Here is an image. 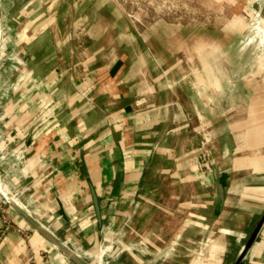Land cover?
<instances>
[{
	"label": "crops",
	"instance_id": "obj_1",
	"mask_svg": "<svg viewBox=\"0 0 264 264\" xmlns=\"http://www.w3.org/2000/svg\"><path fill=\"white\" fill-rule=\"evenodd\" d=\"M52 5L0 0L14 49L0 82V149L22 155L13 185L26 205L7 199L90 264H234L264 212V79H251L264 78V64H244L241 48L208 50L207 35L192 38L187 75L207 77L217 57L233 69L232 82L197 86L164 36H138L114 12L79 16L68 33L65 9ZM0 39L1 55V17ZM213 155L228 175L218 216ZM12 216L28 235L8 231L0 264H75ZM242 264H264V226Z\"/></svg>",
	"mask_w": 264,
	"mask_h": 264
},
{
	"label": "rangeland",
	"instance_id": "obj_2",
	"mask_svg": "<svg viewBox=\"0 0 264 264\" xmlns=\"http://www.w3.org/2000/svg\"><path fill=\"white\" fill-rule=\"evenodd\" d=\"M48 1L53 4L52 7L65 9L64 12L60 11V15L62 14L64 17V28L68 33L74 30L72 25H70L71 22L79 16L88 17L91 13H95L94 17H103L109 15L110 12H114L117 18L125 19L127 22L129 20L132 23L133 32L138 36L149 38L151 42L155 39V35L161 38L164 36L165 48L170 50L180 49L178 58L179 60L181 59L179 63L183 75L187 77L186 81H196L193 74H186L189 71L186 67L188 49L192 52L191 46L194 47L195 40L204 39L206 35L212 45V47L208 45V50L241 48L243 52L241 57H244V64L255 66V68L264 64V57H262L264 56V0H83L85 1L83 6L78 7V9L70 8L72 5L75 6V3L77 5L78 0ZM44 4L46 5L47 3ZM106 6L110 10L103 9ZM95 7L97 9L94 10ZM1 20L2 37H4L5 42L0 55V72H2L0 82L6 85L7 82L4 79L3 70L13 61L11 58L14 57V49L11 48L12 43L9 39L12 28L7 25L3 17H1ZM190 34L192 36L196 35V37L189 39ZM192 38H195V40ZM251 38L253 41H251ZM138 41L142 43L141 39ZM90 43L86 42V45ZM160 47L162 49V46ZM216 59L215 69L208 72L207 77L202 76L199 78V75V80L196 81L197 86H199L198 82L201 79L217 82L222 80L232 82L234 80L231 76L233 69L231 66L226 65V58L217 57ZM11 66L9 65V67ZM224 66L226 69H223ZM256 75V77H253L255 76L253 75L251 79L257 81L264 79L261 78V73ZM217 82H214V86ZM2 84H0V97L4 96ZM218 87H220V84ZM198 90L200 91V89ZM262 91L264 92V89ZM238 96L241 97V93ZM252 96L250 92V97ZM1 101L2 99L0 100V105L2 104ZM3 155H7V152L0 150V178L3 182L5 193L21 204L26 205V202L20 197V191L13 185L16 173H13L12 157L2 158ZM166 192L165 188H161V194L167 195ZM0 201L6 208L11 207L1 192ZM28 208L30 209V207ZM168 220L172 221V217L170 216ZM168 234L166 233V236ZM132 238L136 239L134 236ZM137 239L141 240V238ZM92 264H104V262L98 263L96 261L92 262Z\"/></svg>",
	"mask_w": 264,
	"mask_h": 264
},
{
	"label": "water",
	"instance_id": "obj_3",
	"mask_svg": "<svg viewBox=\"0 0 264 264\" xmlns=\"http://www.w3.org/2000/svg\"><path fill=\"white\" fill-rule=\"evenodd\" d=\"M0 17L1 16V9H0ZM2 21V20H1ZM1 31H2V22H1ZM1 42V39H0ZM210 152V151H209ZM214 159H210L211 168L213 172L214 177V183H215V216H218L222 210L224 200L226 197V191H227V183H228V175L225 172V169L221 167L217 160L216 156L213 155ZM91 195H92V204L94 206V211L96 214V220L99 224V226L102 227L103 225V215H102V208H101V202L98 195V192L94 185L90 186ZM1 194L7 199L8 194H4L6 191H3L0 189ZM118 199V192L112 196L111 198V211L114 209L116 205V201ZM8 200V199H7ZM11 208L19 214L22 219L27 222L36 232L42 234L44 237H46L48 240H50L58 249L62 250L72 262L75 264H90L86 262L82 257L72 248L70 247L66 242L59 239L54 233H52L45 225L40 223L38 220H36L29 212H27L22 206H19L18 204L11 203L9 200ZM111 211H108L109 213H112ZM264 226V212L259 218L258 222L256 223L255 227L253 228L247 242L245 243L244 247L240 251L237 259L235 260L234 264H242L244 258L246 257L247 253L251 249V247L254 245L256 239L258 238V235L260 234L262 228Z\"/></svg>",
	"mask_w": 264,
	"mask_h": 264
},
{
	"label": "built area",
	"instance_id": "obj_4",
	"mask_svg": "<svg viewBox=\"0 0 264 264\" xmlns=\"http://www.w3.org/2000/svg\"><path fill=\"white\" fill-rule=\"evenodd\" d=\"M1 150V149H0ZM2 151V150H1ZM3 152V151H2ZM7 152V151H4ZM11 158L12 167H17L22 161V155L17 150H12L7 152V155H3L2 158L8 157ZM13 162V163H12ZM14 173V172H13ZM12 208H6L4 204L0 201V242L4 236L8 233L9 230H17L23 235H28L26 229L23 228L19 219H15L12 216Z\"/></svg>",
	"mask_w": 264,
	"mask_h": 264
},
{
	"label": "bare ground",
	"instance_id": "obj_5",
	"mask_svg": "<svg viewBox=\"0 0 264 264\" xmlns=\"http://www.w3.org/2000/svg\"><path fill=\"white\" fill-rule=\"evenodd\" d=\"M0 182H1V181H0ZM0 186H1V185H0ZM3 186H4V185H3ZM2 189H3V188H2ZM9 201H10L11 203H14V204H17V203L19 204V202H18L17 200H15L17 203H16L13 199H11V200H9ZM21 206H22V205H21Z\"/></svg>",
	"mask_w": 264,
	"mask_h": 264
}]
</instances>
